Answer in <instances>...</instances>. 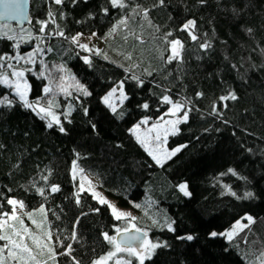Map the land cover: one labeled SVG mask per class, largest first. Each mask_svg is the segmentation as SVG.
<instances>
[{"label": "trees", "instance_id": "trees-1", "mask_svg": "<svg viewBox=\"0 0 264 264\" xmlns=\"http://www.w3.org/2000/svg\"><path fill=\"white\" fill-rule=\"evenodd\" d=\"M127 3L128 8L114 9L109 0H64L62 5L30 0L31 24L23 28L11 24L21 35L24 30H31L33 36L43 35L36 22L47 19L52 10L56 23L69 38L45 36L41 44L45 52L36 57V63L21 61L17 66L27 69L28 99H54L53 111L65 131L55 124L48 128L47 119L24 108L12 90L0 85V96L12 93L9 98L17 100L10 108L0 106L2 210H11L7 198L21 200L25 208L19 215L24 225L44 239V232L51 231L57 256L53 261L45 252L37 257L42 264H74L73 257L80 264H92L112 250L103 233L116 235L115 227L127 224L115 220L110 208L91 193L80 190L71 176L75 161L119 206L137 213L135 223L147 231L149 238L166 242L167 246L157 248L145 264H251L264 251V0ZM137 6L138 10H148L153 25L150 27L142 16L129 21V28L137 35L143 33L144 43L131 35L125 40L124 29L108 35ZM189 20L196 21V41L180 30ZM54 29L55 25L49 24L46 32ZM168 32L172 33L169 40L180 39L184 44L182 61L165 64L160 59L161 52L169 54L163 39ZM78 33H95L103 40L101 54H87L71 43L70 38ZM205 42L210 44L206 50L200 47ZM37 43L21 41L19 53L27 54ZM16 51L13 41L0 39V54L15 55ZM129 54L131 59L126 58ZM84 57L91 63H85ZM133 75L143 81L142 86L131 79ZM61 77L66 78V84L72 81L83 85L90 95H83L76 86L68 87L70 95H62L56 89ZM121 81L128 99L117 104L114 114L103 98ZM45 87H51L52 92L46 95ZM198 92L203 96L198 97ZM232 92L236 100L219 99ZM165 94L174 101H191L188 107L192 110L188 121L178 125V134L167 138L169 148L181 150L160 167L129 130L145 117L150 118L149 123L158 120L170 107L162 103ZM144 103L148 109L142 107ZM213 104L219 114L212 113ZM44 176L47 181L41 179ZM181 183L188 185L190 196L179 191ZM53 185L60 190L51 192ZM41 187L44 196L36 190ZM245 192L254 196L237 198ZM41 206L46 209V220L37 211ZM25 212H33V218L43 222L42 229ZM246 216L253 217L254 223L233 241L210 236L213 231L229 230ZM154 219L161 224L165 219L174 222L175 230L154 225ZM242 222L247 224L246 220ZM187 235L194 239L178 238ZM27 242L32 246L30 240ZM4 243L0 241V245ZM68 245L73 249L71 255H60ZM121 256L128 257L126 253ZM132 264L138 263L132 260Z\"/></svg>", "mask_w": 264, "mask_h": 264}, {"label": "snow or ice", "instance_id": "snow-or-ice-1", "mask_svg": "<svg viewBox=\"0 0 264 264\" xmlns=\"http://www.w3.org/2000/svg\"><path fill=\"white\" fill-rule=\"evenodd\" d=\"M76 0H73L75 3ZM201 3H204L205 0H200ZM52 4L62 5L64 0H51ZM109 3L112 8L116 9H125L129 7L127 0H109ZM26 4L27 0H0V39H7L14 42V48L17 50L15 55H9L7 53L0 54V85H4L10 90H13L14 96L18 98L19 103L27 109H31L34 112H37L38 115H41V119H48L47 127L52 128L53 125H58L59 130L64 132L65 129L61 124L59 116L53 111V106L55 104L54 99L49 100L47 106H42L39 101H30L28 99V94L30 90V86L25 77V71L27 69L17 67L21 61L24 64H35L36 57L45 52V49L41 47V44L45 42V36L51 37H62L65 39H69L65 37L64 31L60 28L59 24L56 23V15L52 10H49L47 14V19L38 20L36 23L39 25L38 32L43 35L33 36L31 30H24V34L16 32V29L11 26L10 21H16L17 24H23L25 21L31 23L27 13H26ZM159 4L163 5L164 0H159ZM139 6L131 9L132 15L125 14L123 18H121L116 25L110 30L108 35H112L118 29L127 30V35H125L124 39H128V35H131L135 40L139 41L141 44L144 43L143 33L137 35L131 28H129V21L134 18V16H142L144 20L148 22L150 27H153L151 21L148 18V10L140 9ZM103 11L107 13L108 9L104 8ZM55 25V29L51 32H46L48 29V25ZM142 27V26H141ZM196 21L189 20L183 24L181 27V31H186L191 38L192 41L198 40V36L195 33ZM156 31H159V28H156ZM251 32V29H248ZM82 33H78L76 36L70 38L71 43L76 44L79 48L84 51L92 52L95 51L97 55H100L101 52L99 49L90 48L88 44L79 43L80 37ZM96 34L93 33L92 36ZM172 36L171 32H168L164 35V42L168 45L166 49L169 54L167 56L164 55L163 52L160 54V59L165 64H171L173 61H182L183 60V50L184 44L180 39H171L168 37ZM91 39V37H89ZM32 40L37 41L38 43L33 48L32 51L28 52L25 55H21L19 53L20 42L23 41L28 43ZM202 49H207L210 47V44L205 42L200 45ZM51 48H48L47 51H51ZM105 58H107L105 56ZM127 59H131V55L129 54ZM84 62L90 64L91 60L89 57H84ZM15 61V64L12 63ZM43 63V61H41ZM138 66V65H136ZM47 66L45 65V68ZM130 69H126L129 71ZM144 72L151 76L152 71L148 69H144ZM41 76L43 73L40 74ZM166 78V77H165ZM74 79V78H71ZM131 79L136 80L140 86L143 85V81L140 80L139 77L133 75ZM61 83L57 85L61 92H64L68 95L71 93L68 92V86L65 85L64 77L60 78ZM76 88L83 95H90L87 92V89L80 85L78 82L76 83ZM124 83L121 81L117 87L112 88V90L103 98V102L111 109V111L115 114L117 112V105L112 102V98L116 96L117 91L119 90V100L123 103L124 100L128 99L124 90ZM44 93L47 95L52 92L51 87H45L43 89ZM168 91V90H165ZM12 93L5 94L0 96V106L4 107H12L17 102L15 99H10L9 95ZM198 97L203 96V93L198 92L196 94ZM221 101L225 100H236L237 96L234 92L229 93L227 96H222L219 98ZM162 103L165 105H170L168 110L158 118L155 122L152 123L151 127H148L142 131V126L149 124L148 117L143 118L139 123L135 124L129 131L135 137L136 141L144 148V150L148 153V155L152 158L156 165L163 167L164 164L176 155L181 149L177 147L171 151L165 148V144L167 143V138L169 135L178 134V125L181 123H186L188 121L189 112L192 110L188 105L191 101L187 99L183 100H173L169 95L165 94L161 97ZM144 109H148L149 105L144 103L142 105ZM226 107V105H225ZM183 113L181 116L180 113ZM212 113L219 114L217 107L215 104L212 106ZM70 115L69 113L65 114V118ZM165 117H171L166 119ZM70 122V121H69ZM2 147V145H0ZM83 169L79 168L78 164L74 161L72 165V175L73 179H76L77 174H80V184L79 188L81 191L85 190V183L88 185V190H91L93 198L97 199L98 202L102 205H107L111 209V214L117 221H126V227H115L116 235H109L107 232L103 233V238L109 245L112 246V250L108 251L105 255L100 256L96 260L92 262V264H109L110 261H114V264H132L131 259H124L120 254L126 253L128 257H134L138 264H145L146 260H150L155 250L160 247H166L165 243L153 242L148 239V233L146 230L137 227L135 221L136 217L131 216L128 212L120 211L116 205L112 204L107 198L103 197L100 193L94 190V186L92 185L91 180H89L85 175H83ZM228 172L232 175H237V173L233 169H228ZM221 175H224L222 173ZM41 179L47 181V177H41ZM178 189L184 196H190L191 193L188 191V185L186 183H181L178 186ZM39 195H45L44 188L36 189ZM60 189L58 186L53 185L51 187V192H58ZM9 191H12L9 189ZM229 191H231L229 189ZM233 196H237L235 192H231ZM3 194H0L2 196ZM79 194H77L78 196ZM254 193L245 192L243 197L237 198H252ZM6 203L11 206L10 211H3V205L0 204V241H4L3 245H0V264H42V262L37 259L38 256H42L45 252L48 255V259L55 261L57 253L55 252V248L52 244V233L51 231L44 232L43 237L35 235L31 229L24 225V221L20 215H18V209L23 210L25 208V204L21 200H17L15 198H7ZM77 203H79V199H77ZM134 207L140 208V204H135ZM46 220V209L41 206L37 210ZM98 211V209H97ZM147 214V213H146ZM24 215L28 217L29 220L32 221L34 225L38 229H42L43 222H38L35 220L33 212H25ZM246 220L247 224L242 221ZM14 222V223H10ZM17 223L20 225V228L17 229ZM174 222H169L165 219L164 223L161 224L158 220H153L154 225H158L159 227L167 228L168 231L172 232L175 229L173 228ZM254 223V219L251 216H246L242 218V220H237L232 227L224 232L217 233L215 231L210 233L211 237L222 236L226 238L229 242L233 241V239L239 234V232L243 231L245 228L250 227L251 224ZM179 239L193 240L194 237L192 235H187L186 237H178ZM73 239H75V233L73 234ZM32 242V246L29 245L27 241ZM245 243L247 241L245 240ZM34 246V247H33ZM61 247L63 244L61 243ZM35 248V251H34ZM73 249L71 245H68L66 250L60 255H68L70 256ZM247 255V254H246ZM74 264H80L79 261L75 260L73 257ZM264 264V251H261L258 256H256V260L252 261L251 264ZM43 264H47V261H44Z\"/></svg>", "mask_w": 264, "mask_h": 264}, {"label": "rangeland", "instance_id": "rangeland-1", "mask_svg": "<svg viewBox=\"0 0 264 264\" xmlns=\"http://www.w3.org/2000/svg\"><path fill=\"white\" fill-rule=\"evenodd\" d=\"M75 36H76V35H75ZM89 37H91V39H89ZM79 43L88 44L90 48H93V49H99L100 51L103 49V46H104V41H103V40H100L96 35H95V36H92V34H83V35L80 37ZM85 52H86L87 54H93V53L96 54L95 51H92V52H87V51H85ZM24 78H25V77H24ZM25 79H26V78H25ZM26 80H27V79H26ZM65 81H67L66 78H64V81H63V82L65 83ZM27 82H28V81H27ZM60 83H61V80H60V78H59V80H58V82H57V85L60 84ZM57 85H56V86H57ZM65 85H66V86L68 85V87H73V88H75V84H74L72 81H69V83H67V84L65 83ZM56 89H57V90L59 91V93H61L62 95L64 94V92H61L60 89H59L58 87H57ZM12 92H13V90H12ZM13 93H14V92H13ZM65 94H66V93H65ZM48 101H49V99H48V100L45 99V101H42V102H39V103H40L42 106H47ZM112 102L115 103L116 105H117L118 103H120V100H119V90L117 91L116 96L112 98ZM36 113H37V112H36ZM40 115H42V114H40ZM181 116H182V115H181ZM165 118H166V119H169V118H171V117H165ZM47 120H48V119H47ZM153 122H155V121H153ZM153 122L149 123L148 125L142 126V131H143L144 129L148 128V127H151V125H152ZM134 126H135V125H134ZM134 126H133V127H134ZM169 136H170V135H169ZM165 148H166L167 150H169V151L175 149V148H169V147L167 146V143L165 144ZM83 175H85L89 180H91L92 185L94 186V190H95L96 192L100 193L103 197L107 198L112 204L116 205V207H117L120 211L128 212V213L131 214V216H135V217H137V213H136L134 210H132V209H130V208H124V207L119 206L114 198L110 197V196L107 195L104 191H102V190L100 189V187H99V183H98L93 177H91L90 175H88V174L85 173L84 171H83ZM71 176L73 177V175H72V169H71ZM75 180L78 182V185H79V184H80V174H79V173L77 174V177H76ZM85 190L92 194L91 190H88V185H87V183H85ZM96 200H97V199H96ZM110 210H111V209H110ZM19 211L22 212V210L18 209V215H19ZM21 212H20V213H21ZM148 239H150V240H152L153 242H155L153 239H151V238H149V237H148ZM122 254H125V253H122ZM122 254H120V255H122ZM123 258H124V259H125V258H128V259H131V260H135V261L138 263V261H137L134 257H123ZM113 262H114V261H110L109 264H112Z\"/></svg>", "mask_w": 264, "mask_h": 264}, {"label": "water", "instance_id": "water-1", "mask_svg": "<svg viewBox=\"0 0 264 264\" xmlns=\"http://www.w3.org/2000/svg\"><path fill=\"white\" fill-rule=\"evenodd\" d=\"M30 0H27V4H26V13L30 19V21L32 22L31 20V17H30ZM0 23H3V21H0ZM10 24H13L15 26H17L18 28H23L24 26H27V25H30L31 23H29L28 21H25L23 24H17L16 21H10L8 22Z\"/></svg>", "mask_w": 264, "mask_h": 264}]
</instances>
